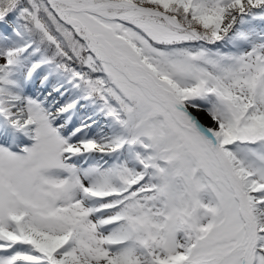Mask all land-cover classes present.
Listing matches in <instances>:
<instances>
[{
  "label": "snow or ice",
  "instance_id": "6c2138e0",
  "mask_svg": "<svg viewBox=\"0 0 264 264\" xmlns=\"http://www.w3.org/2000/svg\"><path fill=\"white\" fill-rule=\"evenodd\" d=\"M0 137V264H264V0H0Z\"/></svg>",
  "mask_w": 264,
  "mask_h": 264
},
{
  "label": "rangeland",
  "instance_id": "374dc122",
  "mask_svg": "<svg viewBox=\"0 0 264 264\" xmlns=\"http://www.w3.org/2000/svg\"><path fill=\"white\" fill-rule=\"evenodd\" d=\"M27 143H32L33 141H26ZM0 143H5V144H8L10 143V140H8L7 137H0Z\"/></svg>",
  "mask_w": 264,
  "mask_h": 264
}]
</instances>
